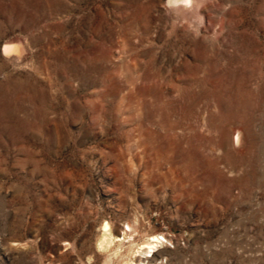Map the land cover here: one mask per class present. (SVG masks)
I'll return each mask as SVG.
<instances>
[{
	"label": "rangeland",
	"instance_id": "obj_1",
	"mask_svg": "<svg viewBox=\"0 0 264 264\" xmlns=\"http://www.w3.org/2000/svg\"><path fill=\"white\" fill-rule=\"evenodd\" d=\"M0 264H264V0H0Z\"/></svg>",
	"mask_w": 264,
	"mask_h": 264
},
{
	"label": "bare ground",
	"instance_id": "obj_2",
	"mask_svg": "<svg viewBox=\"0 0 264 264\" xmlns=\"http://www.w3.org/2000/svg\"><path fill=\"white\" fill-rule=\"evenodd\" d=\"M174 1V0H173ZM206 1V0H205ZM172 2V1H171ZM188 3V2H187ZM168 4V3H167ZM170 5V4H169ZM168 5V6H169ZM167 6V5H166ZM171 6V5H170ZM179 6V5H178ZM193 7V6H192ZM198 7V6H197ZM170 9V8H169ZM179 9V8H178ZM184 9V8H183ZM192 10H194V9H192ZM170 11V10H169ZM180 11V10H179ZM174 12H175V10H174ZM190 12H191V10H190ZM175 13H177V12H175ZM170 14V13H169ZM178 14V13H177ZM194 14H195V11H194ZM180 16V15H179ZM193 16V15H192ZM190 17H191V15H190ZM195 17H193V19H194ZM171 19H172V17H171ZM175 19H177V18H175ZM185 20L187 19V18H184ZM183 19V20H184ZM191 19V18H190ZM197 20V19H196ZM177 21H178V19H177ZM183 22V21H182ZM191 22V21H190ZM176 23V22H175ZM178 23V22H177ZM199 23V22H198ZM179 24V23H178ZM216 24V23H215ZM222 24V23H221ZM193 25H194V23H193ZM199 26V25H198ZM197 27V26H196ZM194 28V27H193ZM200 28V27H199ZM217 29V28H216ZM216 31V30H215ZM218 31V30H217ZM215 36V35H214ZM13 47H15V45L13 46ZM17 47V46H16ZM10 47H8V46H5V47H3V49H2V52L3 53H7V52H9L10 51ZM9 55V54H8ZM10 56V55H9ZM8 56V57H9ZM21 57V56H20ZM11 59V58H10ZM19 60H20V58H19ZM171 129V128H170ZM237 141V140H236ZM107 227V226H106ZM129 235V234H128ZM159 236V235H158ZM158 236L157 237H153L152 239L155 241V240H157L158 239ZM129 237H131V236H129ZM161 239H163V238H161ZM158 241V240H157ZM156 241V242H157ZM160 242V241H159ZM154 244V243H153ZM149 246V245H148ZM147 246V247H148ZM146 247V246H145ZM152 249V248H151ZM150 250V249H149ZM150 252V251H149ZM152 252V251H151ZM148 255V254H147ZM150 255V254H149Z\"/></svg>",
	"mask_w": 264,
	"mask_h": 264
}]
</instances>
